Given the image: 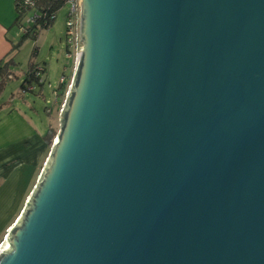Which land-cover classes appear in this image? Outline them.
Wrapping results in <instances>:
<instances>
[{"label": "water", "instance_id": "95a60500", "mask_svg": "<svg viewBox=\"0 0 264 264\" xmlns=\"http://www.w3.org/2000/svg\"><path fill=\"white\" fill-rule=\"evenodd\" d=\"M80 35L0 264H264V0H81Z\"/></svg>", "mask_w": 264, "mask_h": 264}, {"label": "rangeland", "instance_id": "374dc122", "mask_svg": "<svg viewBox=\"0 0 264 264\" xmlns=\"http://www.w3.org/2000/svg\"><path fill=\"white\" fill-rule=\"evenodd\" d=\"M69 8V4H65L57 11L53 26L40 31L38 40L25 38L14 55L15 63L0 74V234L8 225L7 221L18 213L43 165V160L35 163L36 157L31 155L45 151V135L50 127L55 131L60 129V113L66 94L63 92L56 99L55 90L61 87L63 74L71 73L70 83L75 65V59L67 54ZM16 31L19 43L22 36L19 25L13 28L12 35ZM31 65L48 67L44 85L37 81L26 83ZM27 150L29 155H26ZM6 157L10 161L8 166L11 165L8 168L2 164Z\"/></svg>", "mask_w": 264, "mask_h": 264}, {"label": "built area", "instance_id": "2783aa9c", "mask_svg": "<svg viewBox=\"0 0 264 264\" xmlns=\"http://www.w3.org/2000/svg\"><path fill=\"white\" fill-rule=\"evenodd\" d=\"M16 4H19V10L22 14L21 23L19 25L22 34H33L35 27L37 25L42 27H49L50 23L57 18V14L54 11H51V7H47V9H41L40 3L41 0H15ZM65 4H69L70 8L67 13V54L69 58L75 59V65L77 58L82 51L84 44L81 40L80 35V18H81V0H65ZM74 65V70H75ZM73 70V74H74ZM41 68H36L32 72V75L38 80L39 83L45 84L46 80L44 79V74L41 73ZM70 76L63 75L61 78V83L65 85V99L62 104L61 112L63 111L67 97L70 92V88L72 87V80L69 83ZM56 93V98L59 95V92ZM58 101V100H57ZM15 224V223H14ZM13 224V225H14ZM12 229V226L6 230V234L3 235V239L0 240V250L4 243L7 240L9 235V230Z\"/></svg>", "mask_w": 264, "mask_h": 264}, {"label": "crops", "instance_id": "0c3cea01", "mask_svg": "<svg viewBox=\"0 0 264 264\" xmlns=\"http://www.w3.org/2000/svg\"><path fill=\"white\" fill-rule=\"evenodd\" d=\"M17 16H18V13H17V9H16L15 0H0V63L1 64H4L8 60L14 58V55L17 53V52H12V49L14 47V44H17V40L19 38L18 31H16L14 33V35H12L13 28L17 25V23H16ZM53 24H52V26H53ZM37 40H38V37H37ZM45 68H46V74H48V67L45 66ZM66 69L68 70L67 67H65V70ZM70 75H71V73H70ZM70 75H68V76H70ZM58 89H56L55 92H58ZM59 94H60V91H59ZM49 151H50V149L48 150V147L45 146V151L43 150V153L32 154L31 157L32 158L36 157L35 158L36 159V162L35 163H37V162L40 163V161L43 160V165H44L45 160H46L45 158L48 156L47 154H48ZM26 155H29V150H27ZM9 162L10 161H8V157H6L2 161V164L3 165L6 164V166L8 168V167L11 166V165L8 166V164H10ZM43 165L39 169V171H38V173L36 175V178L33 181V186L31 188V190L34 187L37 178L40 176L39 173L41 172V170L43 168ZM31 190L29 191V193H27V195H26L24 201L22 202V205H21L18 213L15 215V217L12 220L7 221L9 223L4 228V230L2 231V233L0 234V237L5 234V232L8 229V227L14 222V220L16 219V217L20 214L21 210L25 206V204H26V202H27V200H28V198L30 196ZM7 222L5 224H7Z\"/></svg>", "mask_w": 264, "mask_h": 264}, {"label": "trees", "instance_id": "16d2710c", "mask_svg": "<svg viewBox=\"0 0 264 264\" xmlns=\"http://www.w3.org/2000/svg\"><path fill=\"white\" fill-rule=\"evenodd\" d=\"M16 3V1H15ZM65 5V0H41V3H40V8L41 9H47V7H51L50 10L51 11H54V13L57 14V11L63 6ZM16 9H17V13H18V16H17V19H16V23L17 25H20L21 23V18H22V14L20 13V10H19V4H16ZM54 23V20L50 23V26H52V24ZM49 27H42V26H39L37 25L35 27V30H34V33L33 34H22L21 36V40L19 41V43L17 44H14V47L12 49V52H17L20 48H21V45L23 44V41L25 38L27 37H30V38H33L34 40L37 39L40 31H42L43 29H47ZM35 51H37V49H35ZM15 63V60L14 58L8 60L6 63L4 64H1L0 63V74L2 72V70L4 68L8 69L9 68V65H12ZM32 67L30 68L29 72H28V77L26 79V83H32L34 81H37L36 78L34 77V75H32V72L34 71L35 66L34 65H31ZM8 67V68H7ZM42 69V74L46 75V68L43 67L41 68ZM45 79V77H44ZM46 80V79H45ZM39 83V82H38ZM41 85H43V83H39ZM61 84V87L58 89V92L60 91V94L61 95L64 90H65V85L60 83ZM26 87V85H24ZM28 86V85H27ZM58 131H55L53 127H50L48 133L45 135V139H46V142H47V147H48V150L51 148L53 142H54V138L56 137V134H57ZM3 239V235L0 237V240Z\"/></svg>", "mask_w": 264, "mask_h": 264}]
</instances>
